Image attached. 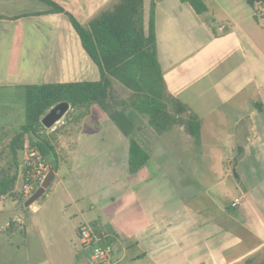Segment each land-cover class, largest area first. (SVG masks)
<instances>
[{
	"label": "crops",
	"instance_id": "0c3cea01",
	"mask_svg": "<svg viewBox=\"0 0 264 264\" xmlns=\"http://www.w3.org/2000/svg\"><path fill=\"white\" fill-rule=\"evenodd\" d=\"M49 1L86 24L112 0ZM209 1L219 17L197 15L179 0H143L145 27L154 3L157 61L165 91L186 108L179 117L198 119L200 134L201 121H210L209 142H196L180 124L157 133L146 115L116 96L114 90L123 93L113 80L112 98L107 100L110 112L129 118L134 140L149 155L143 166L130 173V136L97 105L48 137L55 152L53 179L60 190L44 197L58 195L63 215H68L69 207L68 217L78 219L74 228L65 226L57 243L51 244L62 256L72 258L77 228L89 223L120 246L121 259L129 251L134 262L259 264L264 260V29L245 0ZM206 8L212 12L211 5ZM49 9L40 0H0V93L17 99L21 95L16 106L4 113L10 116L0 127V151L16 148L11 140L24 123L23 86L101 79L67 17ZM213 52L226 55L229 67L219 64L215 70L223 73L211 81L210 64L218 60ZM202 70L207 74L199 80ZM233 101L228 114L225 104ZM254 103H261L263 113ZM15 112L17 116L11 115ZM228 116L234 128L247 118L249 135L240 153L232 127L221 129ZM198 143L202 148L195 154ZM24 158L18 177L21 172L26 176ZM198 166L210 168L206 181L201 176L198 181L187 169L195 171ZM26 218L24 213L21 221Z\"/></svg>",
	"mask_w": 264,
	"mask_h": 264
},
{
	"label": "trees",
	"instance_id": "16d2710c",
	"mask_svg": "<svg viewBox=\"0 0 264 264\" xmlns=\"http://www.w3.org/2000/svg\"><path fill=\"white\" fill-rule=\"evenodd\" d=\"M40 1L50 6V12L63 13L67 17L79 38L82 49L97 66L101 79L95 82L23 86L24 123L11 140L12 144H16V148L12 149L14 156L22 151L23 137L27 135L29 147L40 156L42 161H47L49 168L54 171L56 169L55 152L48 140L52 139L53 135L50 134L49 138L41 136V118L60 102H67L71 110V118L66 119V125L75 123L87 115L92 105H97L111 113L107 100L110 99V80L112 79L133 93L128 106L137 113L146 115L149 125L157 133L180 124L187 135L198 136L200 130L198 119L193 115H189L186 119L179 117L186 112V108L165 91L162 72L157 61L153 23L154 3H151L149 20L145 27L143 0H112L86 24L77 22L71 14L54 2ZM179 1L187 3L197 15L207 10L202 0ZM245 2L252 8L255 21L263 18L264 0H245ZM254 106L259 113H263L261 103H254ZM74 113L77 114L74 115ZM111 115L122 131L130 136L129 171L134 173L149 160V155L134 140L129 118L120 117L119 114L114 113ZM237 149L239 153L242 150L239 146ZM237 158L238 156L234 164ZM26 169L23 167L22 170ZM2 178L0 197L16 196L13 186L17 174ZM259 264H264V260Z\"/></svg>",
	"mask_w": 264,
	"mask_h": 264
},
{
	"label": "rangeland",
	"instance_id": "374dc122",
	"mask_svg": "<svg viewBox=\"0 0 264 264\" xmlns=\"http://www.w3.org/2000/svg\"><path fill=\"white\" fill-rule=\"evenodd\" d=\"M204 4L211 5V10L207 8V11L203 13L204 16L207 17V19L214 18V14H217L219 17V14L217 13V10L212 5V2L209 0H203ZM264 14V13H263ZM260 16L262 14H259ZM263 18H259V24L264 29V16ZM224 31V29H222ZM219 31V33L223 31ZM211 46V45H208ZM211 48H214L213 46ZM216 52H213L212 57L213 59H218L217 62H212L211 67L209 69L210 77L209 79L212 81L216 77H218L220 74L223 73V71H216L215 68L219 64H224L225 67H229L228 62L225 61L227 58L226 55H217ZM222 62V63H221ZM203 72L199 75V80H201L203 77L205 78L207 74V70H202ZM113 80V79H112ZM208 80V79H207ZM117 86H119L121 92L123 94H119L116 90H114V93L117 94L116 96L118 98H125V102L129 103V101L133 98V93L125 88L123 85H121L116 80H113ZM112 93H113V89ZM114 94V95H115ZM203 95V94H201ZM200 95V96H201ZM16 97H11L8 95H3L0 93V127L2 126V123H5L6 116H10V114H4L7 112V110H11V108H14L16 106V103L19 100ZM111 91L109 94V97H111ZM21 99V97H20ZM127 99V100H126ZM9 100H12L9 102ZM22 101V100H21ZM234 101L230 102L228 104H225L227 109V113L229 114L231 110L230 107H234ZM19 105H21L19 103ZM96 106V105H95ZM113 107V106H112ZM117 107V106H116ZM167 107L169 109V105L167 104ZM71 110H67L63 114V118L69 120L71 118ZM13 116H17V113H11ZM228 122L225 124L221 129H227L229 127L231 128V132L234 134V146L237 144L236 142V128L233 127L232 120H230L228 116ZM203 124V131L201 134L199 133L197 137L195 138L196 142L199 143H206L209 142L208 140H211L210 134L208 135V129L210 127V121L209 120H202ZM230 123V126H228ZM201 125V124H200ZM201 129V128H199ZM46 129L40 130L41 136H46V138L49 137V133H45ZM200 132V131H199ZM205 135V137H204ZM26 136V135H25ZM25 136L23 137V149L21 152H17V158L13 159V153L12 151H0V181L3 179V176L10 177L14 174H17L18 172L20 174V165L22 163V158L27 156V151H25L24 148V140ZM221 136V135H220ZM200 137L199 141L198 138ZM2 138L1 129H0V139ZM204 138V139H203ZM28 139V137H27ZM203 141V142H202ZM205 141V142H204ZM195 144L196 151L195 154L199 151V146L202 145ZM208 144V143H207ZM202 148V147H201ZM22 153V154H20ZM224 158L228 157V151L223 150ZM235 154V153H234ZM22 155V157H21ZM197 156V155H196ZM232 163V160H230ZM25 165V158L24 163ZM232 165V164H231ZM232 167V166H231ZM190 175L193 177L194 174L200 178L198 181H201V177H203L202 180L206 181L208 178L206 177V174L208 167H196L195 171L194 168H187ZM193 172V173H192ZM206 172V173H205ZM201 176V177H200ZM195 178V177H194ZM18 179V180H17ZM14 183L13 186V192L14 197H11L9 195H3L0 197V264H81V260L90 262L89 257L92 251V248L89 246L81 245L78 241V238H76V241H73L71 243L70 252L72 258H68L65 256H62L59 253V249L52 247V243H57L55 240L58 237V234L61 232H65V226H71L74 228L78 222L77 218L74 217H68L70 215V212L72 208H65L67 211V216L63 215L62 210L60 207H58V200L59 196L54 195V191L58 192L60 190V187L56 185L57 179H52L51 183L49 184L48 188L45 190L44 194L40 196L38 199H36L33 204H31L28 207H25L24 203L27 198H23L24 195V188L23 185H25V175L22 174L20 177H18ZM57 189H56V187ZM51 190L53 192L49 195V197L45 198L44 196L48 194ZM10 197V199H9ZM24 197H26L24 195ZM17 203H16V202ZM37 207L39 209L38 213L35 211L32 212V208ZM41 207V208H40ZM20 211V212H19ZM24 213L27 214V218L25 222L21 221V218L24 216ZM19 224H22V229L19 228ZM25 228V229H24ZM96 229V228H94ZM24 230L26 231V234L24 235ZM108 238V237H107ZM109 240V239H108ZM110 241V240H109ZM111 242V241H110ZM112 243V242H111ZM113 244V243H112ZM114 246V245H113ZM115 252L113 255V261L116 262L115 264H151L147 260H141V261H130V252L127 251V255L124 257V259H121L122 256V250L120 246H114ZM68 249V248H67ZM90 264V263H87Z\"/></svg>",
	"mask_w": 264,
	"mask_h": 264
},
{
	"label": "built area",
	"instance_id": "2783aa9c",
	"mask_svg": "<svg viewBox=\"0 0 264 264\" xmlns=\"http://www.w3.org/2000/svg\"><path fill=\"white\" fill-rule=\"evenodd\" d=\"M223 26H219L218 30L221 31ZM223 31V30H222ZM66 125V119L60 117L55 121L49 128L44 132L46 133H55L58 129ZM43 129V127H41ZM27 135L24 140V148L27 151V156L25 157V166H26V176H25V185L24 195L25 198H28L40 185L44 177L46 176L49 167L42 161L40 156L35 153L32 148L29 147V140ZM237 199L234 200L232 206H235ZM95 227L89 223L80 224L77 228V238L81 245L89 246L92 248L89 260L90 262L84 261L83 264H115L113 261V255L115 252V247L108 240L107 236L99 233Z\"/></svg>",
	"mask_w": 264,
	"mask_h": 264
},
{
	"label": "water",
	"instance_id": "95a60500",
	"mask_svg": "<svg viewBox=\"0 0 264 264\" xmlns=\"http://www.w3.org/2000/svg\"><path fill=\"white\" fill-rule=\"evenodd\" d=\"M69 109L67 102H60L50 108L47 113L41 118L40 124L43 128H49L55 121H57ZM249 135L247 118H243L238 122L236 131V142L239 147H244L247 144V137ZM236 176V175H235ZM53 179V170L49 168L46 176L40 183L39 187L26 199L25 206L28 207L33 202L42 196L45 190Z\"/></svg>",
	"mask_w": 264,
	"mask_h": 264
}]
</instances>
